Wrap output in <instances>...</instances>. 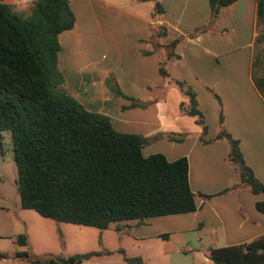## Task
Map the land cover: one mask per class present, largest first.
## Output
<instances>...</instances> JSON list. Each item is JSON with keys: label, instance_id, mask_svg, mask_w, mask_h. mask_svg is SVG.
<instances>
[{"label": "crops", "instance_id": "1", "mask_svg": "<svg viewBox=\"0 0 264 264\" xmlns=\"http://www.w3.org/2000/svg\"><path fill=\"white\" fill-rule=\"evenodd\" d=\"M35 1L0 3L27 10ZM70 1L76 23L59 36V66L67 77L64 90L89 111L107 115L120 132L158 136L143 149L144 156L189 160V181L199 208L166 219L180 222L179 232L199 226L213 231L211 239L214 244L223 242L221 247L264 236V214L255 207L264 195L232 190L240 178L228 159L229 142L209 141L220 131L221 107L213 90L223 103L224 128L240 141L247 164L264 183V0H238L224 7L214 21L209 0H157L165 9L161 15L154 14L153 1V6H146L147 0ZM163 30L166 35H158ZM174 40L180 42L174 50L177 58L169 65L170 78L185 81L197 92L208 126L206 142L196 118L181 113L180 104L188 98L160 73L166 57L163 47ZM88 57L93 58L90 64H83L81 60ZM109 77L123 97L106 89ZM83 87L91 90V98L81 94ZM93 88L96 99L91 101ZM200 193L216 196L205 199ZM216 230H222V239ZM114 231L123 235L122 230ZM124 232L143 241L166 234L165 230ZM16 253L0 259V264H23L25 258Z\"/></svg>", "mask_w": 264, "mask_h": 264}, {"label": "trees", "instance_id": "2", "mask_svg": "<svg viewBox=\"0 0 264 264\" xmlns=\"http://www.w3.org/2000/svg\"><path fill=\"white\" fill-rule=\"evenodd\" d=\"M151 1L155 15L165 13L159 1ZM236 1L209 0L210 20H216L224 7ZM75 23L70 0H36L27 10L0 3V132L12 134L22 208L57 222L101 230L125 221H136L135 227H139L149 218L197 211L188 158L169 161L163 154L144 156L143 149L158 136L120 132L107 115L89 111L64 90L67 77L59 66V36ZM179 42L163 47L166 57L160 73L188 98L180 104L181 113L196 118L203 130L201 140L206 142L208 126L197 92L185 81L170 78L169 65L177 58L174 50ZM109 81L106 85L113 94L123 97L118 86ZM211 92L221 110L220 131L209 141L229 142L228 159L240 178L232 190L264 195V183L247 164L240 141L224 128L222 100ZM200 195L205 199L216 196ZM255 207L264 214V200L257 201ZM17 242L27 245L28 240L20 235ZM119 253L129 264H146L123 249ZM105 254L110 253L73 255L66 263L53 257L19 255L33 264H81ZM0 257L5 258L1 253ZM209 257L214 264H264V236L243 245L210 249Z\"/></svg>", "mask_w": 264, "mask_h": 264}, {"label": "rangeland", "instance_id": "3", "mask_svg": "<svg viewBox=\"0 0 264 264\" xmlns=\"http://www.w3.org/2000/svg\"><path fill=\"white\" fill-rule=\"evenodd\" d=\"M148 5L153 6V2L147 0L146 6ZM89 12L90 10H87L84 13L89 16ZM89 30L92 28L90 27ZM86 53L89 54V51ZM92 59L88 57L81 61L83 64H90ZM80 79L78 76V82ZM90 79H85V81H90ZM107 80L111 82L112 78L109 77ZM61 89L63 90V86ZM93 89L94 95L96 89ZM106 89L114 93L108 85H106ZM90 92L89 88L83 87L81 94L86 93L91 98ZM95 99L94 95L91 101ZM17 181L18 172L14 159L12 134L10 131H3L0 132V253L8 258L11 255L14 256L17 251L20 257L22 256L19 254L22 252L39 258L53 257L56 260L102 251L110 253V256L102 257L103 255H101L85 260L81 264H129L119 253V249H123L129 257H140L144 262L213 264L209 257L211 247L218 248L224 245L223 242L220 245L214 244L211 239L213 231H208L202 226L177 231L180 229V222L166 219L176 215L149 218L148 224L146 222L139 227H135L136 221H125L119 223L118 227L112 225L108 230L57 222L42 217L35 210L22 208ZM114 230H122L123 235L117 236ZM128 230H165L169 236L167 239L156 237L144 241L136 240L127 233L125 234L124 231ZM216 231L222 239V230ZM20 235L27 237V245L17 242ZM0 259L2 258L0 257ZM23 264L33 263L26 260Z\"/></svg>", "mask_w": 264, "mask_h": 264}, {"label": "water", "instance_id": "4", "mask_svg": "<svg viewBox=\"0 0 264 264\" xmlns=\"http://www.w3.org/2000/svg\"><path fill=\"white\" fill-rule=\"evenodd\" d=\"M56 261L59 263H66L67 259H57Z\"/></svg>", "mask_w": 264, "mask_h": 264}]
</instances>
